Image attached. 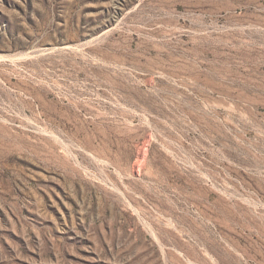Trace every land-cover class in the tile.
Masks as SVG:
<instances>
[{"label": "rangeland", "instance_id": "374dc122", "mask_svg": "<svg viewBox=\"0 0 264 264\" xmlns=\"http://www.w3.org/2000/svg\"><path fill=\"white\" fill-rule=\"evenodd\" d=\"M0 264H264V0H0Z\"/></svg>", "mask_w": 264, "mask_h": 264}]
</instances>
